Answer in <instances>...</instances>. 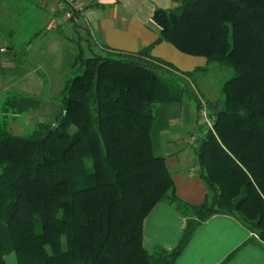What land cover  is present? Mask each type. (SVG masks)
I'll list each match as a JSON object with an SVG mask.
<instances>
[{"label":"trees","instance_id":"16d2710c","mask_svg":"<svg viewBox=\"0 0 264 264\" xmlns=\"http://www.w3.org/2000/svg\"><path fill=\"white\" fill-rule=\"evenodd\" d=\"M173 1L174 9L154 10L155 43L201 56L205 66L180 71L151 57L148 48L95 51L80 39L58 95L59 113L25 135L11 130L12 117L38 108L42 98L5 93L0 264L10 254L17 264H174L196 228L218 213L235 217L264 241V0ZM76 27L85 33V25ZM1 56L0 73L7 70ZM210 63L234 70L221 85V102L204 101L183 80ZM186 97L197 112L205 105L212 119L193 142L207 188L197 205L176 195L151 142L155 106ZM159 202L187 222L174 248L149 252L143 221Z\"/></svg>","mask_w":264,"mask_h":264},{"label":"crops","instance_id":"0c3cea01","mask_svg":"<svg viewBox=\"0 0 264 264\" xmlns=\"http://www.w3.org/2000/svg\"><path fill=\"white\" fill-rule=\"evenodd\" d=\"M53 4L54 0H37L33 30L23 38H12L13 29L8 25L7 37L0 35V48L5 49L1 55L8 51L12 54L1 56V68L7 70L0 73V103L9 91L42 98L38 108L12 117L11 123H17L19 129L25 125L34 127L59 113L58 95L72 69L75 41L80 39L84 49L95 51L104 48L134 54L148 48L151 57L170 62L180 71L206 65L205 58L185 54L169 42L155 43L158 27L152 19L154 10L170 8L174 5L172 0H77L81 14L64 22L62 28L54 26ZM74 21L91 33L89 46ZM68 25L69 32L65 33ZM21 55L22 62L17 60ZM197 95L205 101L201 93ZM202 130L193 100L163 103L155 108L151 127L153 153L164 157L176 195L195 205L205 199L207 188L198 176L194 145L189 146L185 139L193 132L201 137ZM190 149L191 158L182 155ZM186 222V216L171 205L157 203L143 221L144 247L148 251L155 247L171 250ZM174 264H264V241L235 217L214 214L196 228Z\"/></svg>","mask_w":264,"mask_h":264},{"label":"rangeland","instance_id":"374dc122","mask_svg":"<svg viewBox=\"0 0 264 264\" xmlns=\"http://www.w3.org/2000/svg\"><path fill=\"white\" fill-rule=\"evenodd\" d=\"M35 4L37 5V0H0V5H1L0 35L7 37V34H8V30L6 27L7 25L8 27H11V29H13L12 38L15 37L16 39H21L25 35L29 34L30 29L33 30V25L35 24V21L37 19V14L34 10V8L36 7ZM176 5H177L176 2H174L173 6H171L170 8H165V9H168V10L174 9ZM69 29H70V26L68 25L65 33L69 32ZM7 54L12 55L11 51H8V53H4L2 57H5V55ZM20 58L23 59L24 56L21 55ZM233 75H234V70L232 68L224 66V65H220L218 63H210L208 64L207 69L204 72L203 71L197 72L196 75H193L187 78V81L190 84L189 90L194 93H198V92L201 93L202 97L207 101L210 100L214 102H221L223 99V96L221 93V85L226 79L232 77ZM185 101H192V100L186 97ZM156 107L157 105L155 106V108ZM155 108H154V111H155ZM198 112H197V115H198ZM15 124L17 125V123H13L11 125L13 128L11 130L15 134L25 135V134H28V132H30V129H31L30 125H25L22 129L21 128L19 129L17 128ZM18 129L19 131H17ZM202 129L206 130L205 124L202 125ZM191 135H193V133H191ZM191 135H188L186 137L185 142L188 140L187 138L190 137ZM187 144L189 146H193L195 143H187ZM190 153H193L191 149L188 151L187 150L183 151L182 155L183 156L188 155V157L191 158L192 155ZM5 264H17L15 256L13 254L7 255L5 257Z\"/></svg>","mask_w":264,"mask_h":264},{"label":"built area","instance_id":"2783aa9c","mask_svg":"<svg viewBox=\"0 0 264 264\" xmlns=\"http://www.w3.org/2000/svg\"><path fill=\"white\" fill-rule=\"evenodd\" d=\"M52 11L56 13V16L53 21L55 28H62L64 22L73 19L76 14H81V10L77 8V0H54ZM90 34L91 33L89 32V30L86 29V32L83 33V36L85 38H88ZM4 50V48H0V51ZM198 117L202 125L205 124L206 127L212 126V119L209 115V110L205 105H203L202 108L199 110ZM196 137L197 136L193 134L187 138L188 140L186 142L193 143Z\"/></svg>","mask_w":264,"mask_h":264}]
</instances>
